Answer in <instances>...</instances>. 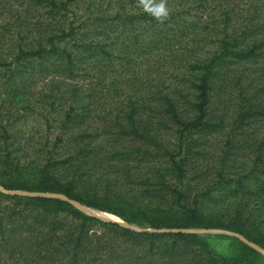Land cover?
<instances>
[{"label": "trees", "instance_id": "trees-1", "mask_svg": "<svg viewBox=\"0 0 264 264\" xmlns=\"http://www.w3.org/2000/svg\"><path fill=\"white\" fill-rule=\"evenodd\" d=\"M34 1H45L62 19L17 47L20 66L47 60L54 72L72 76L98 53L110 57L113 43L101 40L118 36L120 57L148 56L175 42L177 48L157 70L171 83L150 86L143 75L142 91L124 94L100 127L63 118L62 127L69 122L77 130L55 135L41 165H0L3 188L59 192L143 228L88 215L68 199L0 190V198L16 203L7 213L0 207V241L9 254L16 252L14 264H191V243L203 252L193 264H259L264 255L235 236L217 249L207 234L168 228H221L264 249V96L252 75L264 69L256 65L264 62V0H254L236 19L226 9L200 21H185L186 7L171 5L164 23L133 9L77 15L71 6L83 0ZM240 63L248 64V75ZM90 106L81 103V112ZM214 132L222 139L210 180L191 193L187 170L200 137ZM66 139L70 150L60 153Z\"/></svg>", "mask_w": 264, "mask_h": 264}, {"label": "rangeland", "instance_id": "rangeland-1", "mask_svg": "<svg viewBox=\"0 0 264 264\" xmlns=\"http://www.w3.org/2000/svg\"><path fill=\"white\" fill-rule=\"evenodd\" d=\"M88 1H80L77 5L71 7L77 15L81 11L89 13L90 10H97L96 12L99 14L123 12L130 9L141 10L136 7V0H90L91 5L86 8ZM253 1L169 0V6L186 7L185 21H200L207 15H216L226 9L232 15V19H236L237 14L241 13L245 7L252 6L251 3ZM60 16V13L48 12V5L45 1L0 0V158H4L3 161L0 159V165L2 166L14 163L19 164V166L30 163L41 165L45 158L44 155L47 153L46 150L51 147L55 135L62 134L61 136L65 137L73 130H77V128H70L72 126H68L69 122L64 123V127H62L61 122L65 118L66 121L70 122L72 119L75 122L88 121L93 126L97 125L98 127L99 125L100 127L104 124L103 118L105 115H107L106 118L111 117L115 104L123 98L124 94L131 93L134 90L137 93L142 91V89H137V85L140 80H143L146 84L143 75H148L147 79L150 86L157 85L160 80L163 83H171L173 81V79L164 80L159 78L157 70L159 63L166 61L170 53H175L177 48L175 41H172L175 43L170 46V49L159 50L148 56H135L133 53H129L127 57H120L116 55L118 53L116 48L119 47L118 41L121 40L120 36L117 37V40L113 38L111 40L100 39L104 43H113L114 47L113 45L108 46L112 50L107 48L110 50V57H105L100 52L92 64L85 68H79L76 74L74 73L72 76L67 77L59 71L54 72L51 67V61L49 63L47 60L43 62L25 60L23 65L20 66V62L23 60L21 61L14 57L18 52L17 47L50 31L49 27H51V24L54 25L55 22L61 21L62 18ZM76 21L78 20H75L74 23ZM202 42L201 40L199 45ZM192 50L193 48L191 52ZM260 63H264L262 59L258 60L256 65ZM239 65L241 66L238 67H242L240 69H242L243 74L248 75L249 69L244 70V67L248 64L240 63ZM263 70L258 69L252 73L255 76L254 82L258 88L257 92L261 96H264ZM102 71L105 75L101 76V80H99L100 78L96 75H99ZM79 85H82L81 88L84 90L80 91ZM74 90L77 91V95L72 94ZM83 102L91 105L90 110L86 113L81 112L80 109V104ZM68 106H72L69 112H67ZM106 120L113 122L112 119ZM78 127L82 128L80 124ZM259 129L263 131V128ZM163 137L169 140L174 138L167 131H164ZM200 138L201 143L197 146L200 149L199 153L193 156L194 158L191 161H194L192 163L194 165L189 166L187 170L188 177L186 182L191 193L199 190L210 180L208 167L213 157H215L214 155H216L222 136L221 133L214 132L205 134L204 137ZM68 141L66 139L59 144L60 153H66L70 150L71 143ZM53 154L57 156L56 152ZM6 167L8 168L9 166ZM1 188L3 187L0 185V190L3 193L12 194V192H6ZM15 206L14 199L0 198V207L7 208L2 211L3 213H7ZM88 207L105 212L112 218H119L111 212L92 206ZM136 226L138 229L143 228ZM213 229L219 230L197 233L207 234L209 241L217 249H224L229 246L231 244L230 236H235L243 241L230 231H225L221 228ZM5 245V242L0 241V264H14L16 262V252L9 254L5 250L6 248H3ZM128 245L130 246V243ZM196 247H198L196 244L191 243V264L196 258V253L203 254ZM254 249L257 250L256 248ZM259 264H264V257L259 261Z\"/></svg>", "mask_w": 264, "mask_h": 264}, {"label": "water", "instance_id": "water-1", "mask_svg": "<svg viewBox=\"0 0 264 264\" xmlns=\"http://www.w3.org/2000/svg\"><path fill=\"white\" fill-rule=\"evenodd\" d=\"M2 190L6 191V192H12V193H20V194H28V195H41V196H49V197H60V198H64V199H68L64 194L59 193V192H51V191H35V190H24V189H4L1 188ZM70 202H72L75 206H77L78 208H80L83 212L87 213V214H91L93 216L98 217L99 219L102 220H114L119 222L120 224L127 226L129 228H134V229H138V227L132 223L123 221L120 218H112L109 215H105V212H102L100 210H96L93 208H89L86 205L80 204L77 201L73 200V199H68ZM163 229V228H160ZM167 229V228H165ZM163 229V230H165ZM171 230H180V231H191V232H205V231H213V230H219V229H213V228H204V227H174V228H168ZM226 231V230H225ZM234 233V232H232ZM235 235H237L239 238H241L243 241H245L247 244H249L250 246L256 248L258 251H260L261 253L264 254V249H262L261 247H259L258 245H256L255 243L245 239L242 235L234 233Z\"/></svg>", "mask_w": 264, "mask_h": 264}, {"label": "clouds", "instance_id": "clouds-1", "mask_svg": "<svg viewBox=\"0 0 264 264\" xmlns=\"http://www.w3.org/2000/svg\"><path fill=\"white\" fill-rule=\"evenodd\" d=\"M136 7L159 23H164L168 20L172 11L169 6V0H136Z\"/></svg>", "mask_w": 264, "mask_h": 264}, {"label": "bare ground", "instance_id": "bare-ground-1", "mask_svg": "<svg viewBox=\"0 0 264 264\" xmlns=\"http://www.w3.org/2000/svg\"><path fill=\"white\" fill-rule=\"evenodd\" d=\"M105 215H107V214L105 213Z\"/></svg>", "mask_w": 264, "mask_h": 264}]
</instances>
